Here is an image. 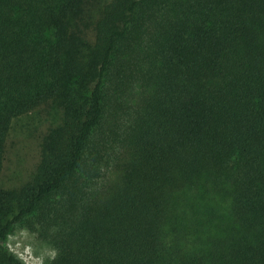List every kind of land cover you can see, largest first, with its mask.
<instances>
[{"label": "trees", "instance_id": "16d2710c", "mask_svg": "<svg viewBox=\"0 0 264 264\" xmlns=\"http://www.w3.org/2000/svg\"><path fill=\"white\" fill-rule=\"evenodd\" d=\"M39 109L0 264L18 224L47 264H264V0H0V178Z\"/></svg>", "mask_w": 264, "mask_h": 264}, {"label": "rangeland", "instance_id": "374dc122", "mask_svg": "<svg viewBox=\"0 0 264 264\" xmlns=\"http://www.w3.org/2000/svg\"><path fill=\"white\" fill-rule=\"evenodd\" d=\"M56 117L51 109H39L13 121L2 183L11 185L27 177L37 160L42 132ZM4 241L26 264H47L57 253L53 244L21 224L14 226Z\"/></svg>", "mask_w": 264, "mask_h": 264}]
</instances>
